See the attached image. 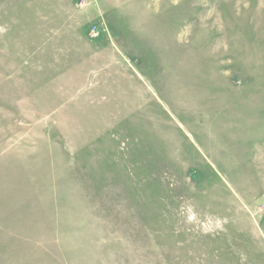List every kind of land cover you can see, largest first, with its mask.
Listing matches in <instances>:
<instances>
[{"label": "rangeland", "instance_id": "374dc122", "mask_svg": "<svg viewBox=\"0 0 264 264\" xmlns=\"http://www.w3.org/2000/svg\"><path fill=\"white\" fill-rule=\"evenodd\" d=\"M0 264H264V0H0Z\"/></svg>", "mask_w": 264, "mask_h": 264}]
</instances>
